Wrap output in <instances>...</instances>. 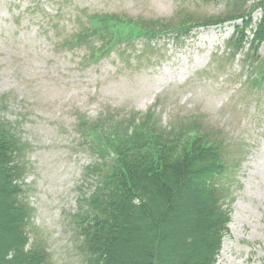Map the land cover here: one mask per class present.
Segmentation results:
<instances>
[{
  "label": "rangeland",
  "instance_id": "obj_1",
  "mask_svg": "<svg viewBox=\"0 0 264 264\" xmlns=\"http://www.w3.org/2000/svg\"><path fill=\"white\" fill-rule=\"evenodd\" d=\"M224 10L203 0H0V116L29 146L31 237L49 264H82L73 216L96 189L87 174L101 161L81 121L102 120L110 131L109 119L146 113L167 129L195 124L223 144L229 172L219 188L231 219L216 264H264V45L257 56L248 44L236 49L228 24L194 28L179 41L164 33L126 41L108 55L91 54L98 40L73 43L93 15L194 24Z\"/></svg>",
  "mask_w": 264,
  "mask_h": 264
},
{
  "label": "trees",
  "instance_id": "obj_2",
  "mask_svg": "<svg viewBox=\"0 0 264 264\" xmlns=\"http://www.w3.org/2000/svg\"><path fill=\"white\" fill-rule=\"evenodd\" d=\"M203 1L221 3L225 10L194 24L93 15L89 28L75 35L73 43L98 40L103 46L91 54L108 48V55L139 38L164 33L179 41L194 28L228 24L235 28L236 49L248 44L257 56L264 44V0ZM258 12L261 18L254 23ZM118 25L126 27V33L120 35ZM257 63L264 76V58ZM2 104L4 100L0 110ZM109 122L110 131H102L101 122L84 119L80 125L101 161L87 174L97 178L96 189L89 198L82 197L73 216L82 240V264H216L231 219L219 188L229 172L223 144L195 124L163 128L149 113L139 122ZM28 148L15 126L0 116V264L51 260L39 238L32 242L34 209L23 183L30 170L25 162Z\"/></svg>",
  "mask_w": 264,
  "mask_h": 264
}]
</instances>
